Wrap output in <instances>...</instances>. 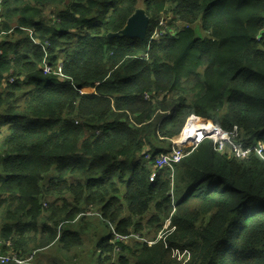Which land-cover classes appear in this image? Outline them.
<instances>
[{
	"label": "trees",
	"instance_id": "1",
	"mask_svg": "<svg viewBox=\"0 0 264 264\" xmlns=\"http://www.w3.org/2000/svg\"><path fill=\"white\" fill-rule=\"evenodd\" d=\"M141 4L146 38L117 36ZM208 121L264 145V0H3L0 255H70L87 221L98 264H264V158L155 163Z\"/></svg>",
	"mask_w": 264,
	"mask_h": 264
},
{
	"label": "built area",
	"instance_id": "2",
	"mask_svg": "<svg viewBox=\"0 0 264 264\" xmlns=\"http://www.w3.org/2000/svg\"><path fill=\"white\" fill-rule=\"evenodd\" d=\"M3 0H0V4ZM162 27V23L160 25ZM161 29H156L153 38L160 36ZM42 68L46 74L54 73V68L51 67L46 60ZM55 75L59 77H64L63 67L60 66L56 70ZM14 80H11L13 82ZM240 131L238 127L230 132L225 131L219 125L211 122L207 123H195L192 122L187 130L181 133L179 138L172 140V142H179L173 145V148L168 153H160L158 155L157 161L155 163L159 168L171 167L173 168L175 164H179L186 156L191 154L195 149H197L202 143L210 140L214 144V149L216 152L221 154H229L239 159L247 158L252 152L256 153L259 157L264 158V145L259 144L254 147L245 146L240 139ZM188 147L191 149L190 153H186L184 148ZM147 160H154V157L150 154L146 155ZM115 242H126L128 237L118 235L115 230H113ZM134 238L139 239V235H134ZM9 248V246H7ZM9 253L7 256L0 255V264H25L28 260H24L19 257L18 253L13 249L9 248Z\"/></svg>",
	"mask_w": 264,
	"mask_h": 264
},
{
	"label": "rangeland",
	"instance_id": "3",
	"mask_svg": "<svg viewBox=\"0 0 264 264\" xmlns=\"http://www.w3.org/2000/svg\"><path fill=\"white\" fill-rule=\"evenodd\" d=\"M142 3V0H141ZM138 13H142L145 15L142 4L139 5ZM146 16V15H145ZM50 18H54V15H50ZM168 20H172V16L168 18ZM179 23L177 21L173 22V28H178ZM196 35L198 38L202 39L206 36V33L203 31L202 26L200 23H198L195 26ZM173 143H170V146L168 150H172ZM149 151L146 152L148 154ZM164 168V167H163ZM52 175V173L50 174ZM87 224V229L90 230L89 233L92 235H85V245L83 252L81 247L75 248L72 254L65 253V250H63L60 247H53L50 250H45L42 252H39L33 256V259L31 258L27 264H98V261L93 258L92 254L88 251L90 246L93 244V235L95 234V229L88 227L91 224ZM92 229V232H91ZM111 233L109 230H105L104 237L107 240L110 237ZM141 240V239H140ZM143 241V240H142ZM81 252V253H80ZM78 254V255H75Z\"/></svg>",
	"mask_w": 264,
	"mask_h": 264
},
{
	"label": "water",
	"instance_id": "4",
	"mask_svg": "<svg viewBox=\"0 0 264 264\" xmlns=\"http://www.w3.org/2000/svg\"><path fill=\"white\" fill-rule=\"evenodd\" d=\"M149 25V17L143 15L142 13H138L137 11L136 14L129 19L124 31L119 33L117 36L128 37L131 39H145Z\"/></svg>",
	"mask_w": 264,
	"mask_h": 264
},
{
	"label": "crops",
	"instance_id": "5",
	"mask_svg": "<svg viewBox=\"0 0 264 264\" xmlns=\"http://www.w3.org/2000/svg\"><path fill=\"white\" fill-rule=\"evenodd\" d=\"M147 150H149V149H147ZM83 246L81 247L82 248V251L81 252H83V250H84V247ZM88 251L92 254L93 258H95L98 261V257L100 255V251H99L98 248H96L95 244H92V246H90V248H89ZM75 255H78V254H75Z\"/></svg>",
	"mask_w": 264,
	"mask_h": 264
},
{
	"label": "clouds",
	"instance_id": "6",
	"mask_svg": "<svg viewBox=\"0 0 264 264\" xmlns=\"http://www.w3.org/2000/svg\"><path fill=\"white\" fill-rule=\"evenodd\" d=\"M196 123V122H195ZM189 127V126H188ZM187 130V129H186ZM179 138V137H178ZM149 151V150H148ZM171 151V150H170ZM163 153V152H162ZM168 153V152H167ZM146 154V153H145ZM113 230H114V228H112L111 229V234H112V236L114 237V233H113ZM140 236V235H139ZM140 238H141V236H140ZM114 242H115V237H114Z\"/></svg>",
	"mask_w": 264,
	"mask_h": 264
},
{
	"label": "bare ground",
	"instance_id": "7",
	"mask_svg": "<svg viewBox=\"0 0 264 264\" xmlns=\"http://www.w3.org/2000/svg\"><path fill=\"white\" fill-rule=\"evenodd\" d=\"M173 143L175 144V143H179V142H173ZM238 159H239V158H238ZM1 255H2V254H1ZM4 256H7V255H4ZM31 258L33 259V256H30L29 259H28V261H29ZM27 263H29V262H26L25 264H27Z\"/></svg>",
	"mask_w": 264,
	"mask_h": 264
}]
</instances>
